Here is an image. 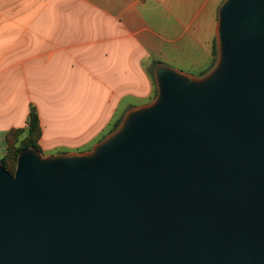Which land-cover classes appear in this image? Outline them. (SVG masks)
Instances as JSON below:
<instances>
[{"label":"water","instance_id":"95a60500","mask_svg":"<svg viewBox=\"0 0 264 264\" xmlns=\"http://www.w3.org/2000/svg\"><path fill=\"white\" fill-rule=\"evenodd\" d=\"M215 43L90 151L0 163V264H264V0H224Z\"/></svg>","mask_w":264,"mask_h":264},{"label":"crops","instance_id":"0c3cea01","mask_svg":"<svg viewBox=\"0 0 264 264\" xmlns=\"http://www.w3.org/2000/svg\"><path fill=\"white\" fill-rule=\"evenodd\" d=\"M218 1L0 0V160L8 133L27 130L32 107L42 145L45 126H87L81 100L89 95L105 96L95 126H110L133 107L122 110L125 99L151 101L158 62L187 70L213 62ZM168 15L181 30L174 39ZM84 134L71 136L69 153L96 138Z\"/></svg>","mask_w":264,"mask_h":264},{"label":"rangeland","instance_id":"374dc122","mask_svg":"<svg viewBox=\"0 0 264 264\" xmlns=\"http://www.w3.org/2000/svg\"><path fill=\"white\" fill-rule=\"evenodd\" d=\"M223 2L224 0H219L216 4V8H217V9L215 8L216 9V25L218 22V10ZM168 17L169 18L167 20H164V22L167 25V27H169V30L170 28L173 30L172 32H170L168 39L177 38L178 32L181 31L176 22L177 20L175 17H171L170 15H168ZM195 52L193 53L191 52L189 56L195 57L197 54V52L196 53ZM189 56L184 55L183 63L186 61L189 62V59H190ZM216 57L217 56L213 55V62L211 60L209 62L203 61V65L204 66L206 65L204 68L197 69L194 66L195 68L194 70H187L188 68L186 67L175 68L163 62H158L156 65L162 64V65H165L167 67L178 70L185 74H189L194 77H202L213 69L215 62H216ZM153 70L154 68L152 69V75H153ZM154 86H155V90H154L151 101L148 102V100L127 98L124 100L121 109L123 110V108H125V106L127 105H133V107L130 108L132 109V108L143 106L145 103H148V104L152 103L157 97V86L155 82H154ZM100 92H103V91H100ZM100 94H104V92ZM88 97H87L88 99L86 100H81V104L84 105L82 110H86L84 111V113H87V120H88L87 126H45L46 128L45 139L42 145H40L41 151H42L41 153L45 157L50 156V155L68 154L70 151V146H68V144L70 143L71 136L73 135L76 136V135H79L80 133H85V132H86V135L84 134L83 136H86L87 138L93 135H96V138L93 141L89 142L86 146H82L80 150L81 152L90 151L95 145L104 141L107 137H109L111 133H113L117 129L116 125L118 124V122L121 121L124 115L130 110V109L127 110L125 114H121L122 113L121 111L120 115L118 114V117L110 126H95V123H97L99 120L105 117V114H102V111L106 110L105 98H104L105 96L93 94V95H89ZM107 110L109 109L107 108ZM24 137H25V134L23 135V138Z\"/></svg>","mask_w":264,"mask_h":264},{"label":"trees","instance_id":"16d2710c","mask_svg":"<svg viewBox=\"0 0 264 264\" xmlns=\"http://www.w3.org/2000/svg\"><path fill=\"white\" fill-rule=\"evenodd\" d=\"M213 55L217 56L216 43H214ZM153 81L155 82L154 77H153ZM121 122L122 120L118 122L116 128L120 126ZM25 133L26 136L23 138V135ZM41 137H42V128H41L38 111L35 107H32L28 118L27 130L13 129L8 133L7 153L0 160V163H2L5 166L8 172L13 174L16 168L18 155L22 150L26 148H34L42 152L40 147Z\"/></svg>","mask_w":264,"mask_h":264}]
</instances>
